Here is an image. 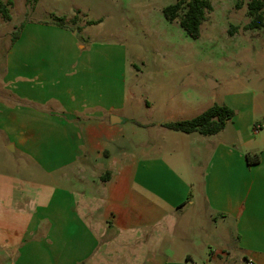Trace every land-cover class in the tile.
Listing matches in <instances>:
<instances>
[{"label": "crops", "instance_id": "1", "mask_svg": "<svg viewBox=\"0 0 264 264\" xmlns=\"http://www.w3.org/2000/svg\"><path fill=\"white\" fill-rule=\"evenodd\" d=\"M43 29L14 41L0 77V149L14 154L0 222L21 224L20 261L264 264V102L239 92L218 133L174 131L163 124L194 115L176 102L136 115L112 54Z\"/></svg>", "mask_w": 264, "mask_h": 264}, {"label": "rangeland", "instance_id": "2", "mask_svg": "<svg viewBox=\"0 0 264 264\" xmlns=\"http://www.w3.org/2000/svg\"><path fill=\"white\" fill-rule=\"evenodd\" d=\"M175 1L13 0L8 8L10 19L0 15V77L18 37L56 27L72 30L87 51L113 55L112 68L120 89L133 92L127 106H136L140 117L145 115L146 102L154 106L156 116L162 104L176 102L183 106L184 117L195 116L213 104H226L239 92L264 102V25L243 28L250 19V0H209L212 10L205 14L197 39L190 38L177 20L165 19L163 8ZM54 17L65 18L68 26H57ZM15 32L18 37L12 40ZM102 66L105 71L107 61ZM208 80L215 85L211 82L209 87ZM123 115H129V110H123ZM5 154L14 156L1 146L0 169L5 167ZM21 190L15 186L7 189V203H14ZM2 203L0 196V209ZM21 230L19 222H0V264L24 263L16 252Z\"/></svg>", "mask_w": 264, "mask_h": 264}, {"label": "trees", "instance_id": "3", "mask_svg": "<svg viewBox=\"0 0 264 264\" xmlns=\"http://www.w3.org/2000/svg\"><path fill=\"white\" fill-rule=\"evenodd\" d=\"M32 1L35 3L38 0ZM12 5L13 0H0V15L6 20L10 19L8 8ZM211 10L212 4L209 0H176L175 3L164 7L162 13L168 21L177 20L190 38L197 39L200 35V26L205 14ZM247 12L250 19L244 25V29L263 27L264 0H250L247 3ZM71 20L74 21V18ZM52 22L59 27L68 26L67 21L63 17H54ZM93 23L95 22H88V24ZM17 37L18 33L15 32L12 40ZM233 115L234 111L227 105L213 104L192 118L165 123L163 126L183 133L197 132L201 135H213L221 131ZM246 161L249 165L256 164L259 161V156L247 153Z\"/></svg>", "mask_w": 264, "mask_h": 264}, {"label": "water", "instance_id": "4", "mask_svg": "<svg viewBox=\"0 0 264 264\" xmlns=\"http://www.w3.org/2000/svg\"><path fill=\"white\" fill-rule=\"evenodd\" d=\"M208 82H209V87H212L211 81H210V80H208Z\"/></svg>", "mask_w": 264, "mask_h": 264}, {"label": "built area", "instance_id": "5", "mask_svg": "<svg viewBox=\"0 0 264 264\" xmlns=\"http://www.w3.org/2000/svg\"><path fill=\"white\" fill-rule=\"evenodd\" d=\"M258 127L255 128V130L257 129Z\"/></svg>", "mask_w": 264, "mask_h": 264}]
</instances>
